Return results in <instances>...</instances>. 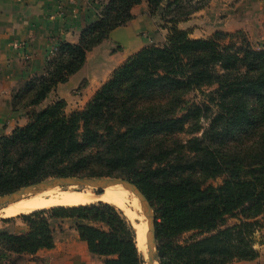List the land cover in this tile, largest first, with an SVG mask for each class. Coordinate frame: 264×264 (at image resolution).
Wrapping results in <instances>:
<instances>
[{
  "label": "trees",
  "instance_id": "trees-1",
  "mask_svg": "<svg viewBox=\"0 0 264 264\" xmlns=\"http://www.w3.org/2000/svg\"><path fill=\"white\" fill-rule=\"evenodd\" d=\"M92 1L99 16L79 41L60 43L45 73L12 95V112L28 121L0 136V195L52 176L124 177L153 207L159 264L255 259L264 219V46L253 47L242 30L191 38L178 24L205 2L147 0L167 29L162 44L125 60L84 108L67 113L56 99L36 110L82 67L87 51L132 19L141 0ZM15 217L27 230L2 231L3 251L50 249L51 219L71 218L103 264H142L135 231L113 204Z\"/></svg>",
  "mask_w": 264,
  "mask_h": 264
},
{
  "label": "crops",
  "instance_id": "crops-1",
  "mask_svg": "<svg viewBox=\"0 0 264 264\" xmlns=\"http://www.w3.org/2000/svg\"><path fill=\"white\" fill-rule=\"evenodd\" d=\"M169 0H164L168 2ZM205 4L178 26L191 38H205L215 31H245L251 39L264 38V0H191ZM92 0H0V136L9 135L28 121L26 113L12 112L13 93L32 78L45 73L47 54L62 42L77 43L82 31L99 16ZM133 17L110 31L108 37L86 52L82 67L59 83L36 107L44 108L56 99L65 102V111L85 107L112 72L130 56L148 45L165 41L167 29L149 13L147 0L132 7ZM19 45L15 47L13 44ZM76 220L51 219L54 246L34 254L1 250L0 264H103L89 253L75 229ZM25 223L0 220V233L22 234ZM258 256L228 264H264V219L255 233Z\"/></svg>",
  "mask_w": 264,
  "mask_h": 264
},
{
  "label": "bare ground",
  "instance_id": "bare-ground-1",
  "mask_svg": "<svg viewBox=\"0 0 264 264\" xmlns=\"http://www.w3.org/2000/svg\"><path fill=\"white\" fill-rule=\"evenodd\" d=\"M96 201L113 204L125 213L136 230L138 249L145 252L143 237L146 225L143 214L141 215L142 201L118 183L105 185L101 191H96L90 187L80 188L74 185L64 188L55 186L0 207V216L12 217L54 206H78L95 203ZM137 219L140 220L139 224L135 223Z\"/></svg>",
  "mask_w": 264,
  "mask_h": 264
},
{
  "label": "water",
  "instance_id": "water-1",
  "mask_svg": "<svg viewBox=\"0 0 264 264\" xmlns=\"http://www.w3.org/2000/svg\"><path fill=\"white\" fill-rule=\"evenodd\" d=\"M121 184L128 190H130L136 197L142 201V214L145 221V233L143 237V243L145 244V252L142 253V264H155L158 262V243L156 240V216L153 207L146 197V195L140 190V188L132 181L124 177L116 176H78V175H64V176H52L38 182L30 183L15 189L11 192H7L0 195V207L9 203L16 202L23 197L31 194L47 190L49 188L59 186L68 187L71 185L85 188L90 187L94 190L101 191L102 187L110 184ZM140 221H136L139 224ZM134 229V228H133ZM135 230V229H134ZM136 234V230H135ZM137 237V236H136Z\"/></svg>",
  "mask_w": 264,
  "mask_h": 264
},
{
  "label": "rangeland",
  "instance_id": "rangeland-1",
  "mask_svg": "<svg viewBox=\"0 0 264 264\" xmlns=\"http://www.w3.org/2000/svg\"><path fill=\"white\" fill-rule=\"evenodd\" d=\"M235 32V31H234ZM244 33H245V35H246V37H247V39L249 40V42L252 44V46L253 47H256V48H260V47H262V46H264V38H263V40H262V38H260L259 36H255L256 38H254V39H251L249 36H248V34L244 31ZM198 98V97H197ZM66 112V111H65ZM202 124L203 125H205V122H203L202 121ZM201 131L202 130H200L199 132H197V134H200L201 133ZM187 135H183V137L185 138ZM211 182H212V184H214V185H218L219 183H221V178H217V179H215V180H211ZM97 191V190H96ZM96 202H99V201H96ZM117 207V206H116ZM128 207H130L129 205H128ZM118 208V207H117ZM120 209V208H119ZM121 210V209H120ZM122 211V210H121ZM123 212V211H122ZM142 212V211H141ZM140 213V212H139ZM123 214H124V216L128 219V221L131 223L132 221L125 215V213L123 212ZM19 215V214H18ZM141 215H142V213H141ZM15 216H17V215H15ZM15 216H12V219H10V220H5V218H11V217H1L0 216V220H2V221H6V222H13V221H15L16 219H19L18 217H15ZM143 218H144V216H143ZM59 219V218H58ZM20 221H21V219H19ZM74 220V219H73ZM137 221H140L139 219H137ZM131 225H132V223H131ZM132 227H133V225H132ZM134 228V227H133ZM135 231V230H134ZM138 243V242H137ZM138 246V245H137ZM139 252L141 253L142 251H140V249H139ZM141 255H142V253H141ZM100 259H101V261L103 262V257H100Z\"/></svg>",
  "mask_w": 264,
  "mask_h": 264
},
{
  "label": "built area",
  "instance_id": "built-area-1",
  "mask_svg": "<svg viewBox=\"0 0 264 264\" xmlns=\"http://www.w3.org/2000/svg\"><path fill=\"white\" fill-rule=\"evenodd\" d=\"M13 45L15 47H18L19 44L17 42H15ZM57 51H58V46H53L50 48V50L48 51V54H47L48 61L54 57V55L57 53Z\"/></svg>",
  "mask_w": 264,
  "mask_h": 264
}]
</instances>
